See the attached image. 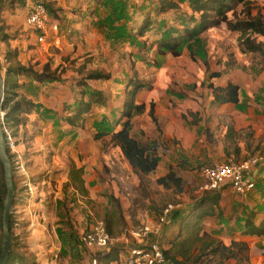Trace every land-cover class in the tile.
<instances>
[{"label": "rangeland", "instance_id": "obj_1", "mask_svg": "<svg viewBox=\"0 0 264 264\" xmlns=\"http://www.w3.org/2000/svg\"><path fill=\"white\" fill-rule=\"evenodd\" d=\"M249 1L246 10L238 5L226 12L233 26L221 22L202 29L189 0H77L67 16L51 9L57 32H48L43 42L26 25L10 48L41 77H17L14 94H6L8 104L21 100L31 109L20 112L13 127L2 120L16 186L9 220L13 264H94V258L96 264H127L132 247L156 239L167 248L180 225L193 219L203 194L204 166L264 156V57L241 53L244 33L234 27L246 13L264 15V0ZM169 30L179 45L175 52L161 53L158 39ZM5 48L0 43L3 77ZM92 70L108 78L87 79ZM215 71L221 77L211 79L213 84L239 86L237 106L214 104L206 84ZM129 80L141 83L133 100L143 105L131 119L130 135L143 146L156 142L167 149L157 153L156 178L182 164L190 170L191 183L181 192L159 189L153 179L140 177L110 140L121 124ZM92 93H100L102 101L91 104L78 124H69L68 115ZM223 195V218L206 219L204 229L225 244L235 238L260 245L261 238L236 236L230 225L245 207L261 206L264 177L245 195L232 190ZM114 200L122 219L117 221L118 213L114 217V248H86L80 238L96 227L105 230L104 216L112 212ZM168 205L180 213L160 224ZM1 239L0 228V246ZM225 264H264V257Z\"/></svg>", "mask_w": 264, "mask_h": 264}, {"label": "trees", "instance_id": "obj_2", "mask_svg": "<svg viewBox=\"0 0 264 264\" xmlns=\"http://www.w3.org/2000/svg\"><path fill=\"white\" fill-rule=\"evenodd\" d=\"M189 1L191 10L199 13L201 16L199 25L202 29L208 25L214 26L221 22L226 23L228 26H233L230 25L226 12L233 10L238 5H241L244 10L250 7L249 0ZM2 4H5L4 0H0V8ZM14 4L25 6L26 0H7L8 6H12ZM46 8L50 13L51 9H49L48 6H46ZM249 16L250 14L246 13V18L234 25L235 28H239L240 31L244 33V36L239 43V49L241 53L244 54L258 53L264 57V41H257L256 39L257 37H261L264 40V15L257 13L252 17ZM211 17L214 19L209 20L208 18ZM147 28H149V25L145 27V30H148ZM171 31L173 30L163 32L161 37L158 39V50H160L161 53L164 51L175 52V49L179 45V38L173 39ZM195 33L196 30H193L190 31L189 35H194ZM3 36V28L0 27V41H2ZM5 47V61L8 63L4 68V85L6 93L1 104V110L4 111V121L8 122L13 127L19 124L20 112L24 109L27 110L28 108L30 110L32 105L29 102L21 100L9 105L8 102L11 100V97H6V94H14V89L18 86L17 77L19 75L26 73L35 78H40L41 75H39L37 71L22 65L17 59L16 50L11 49L10 45L5 44ZM219 77H221V73L219 71L210 73L209 81L206 84V87L211 92L214 104L219 106L223 104H233L237 106L240 102L239 86L230 81L226 82L223 86L214 85L211 79ZM86 78L107 79L108 77L99 70H92L86 75ZM129 84V86H132V89L127 90V99L123 102L121 107V117L119 120L121 124L117 129L114 128L110 132V140L113 145L120 149L126 165L140 177H149L153 179L156 187L159 189L167 190L174 188L177 192H181L183 185L191 183L192 175L190 170L182 164L180 167L169 169L162 178H156L154 172L158 161L157 153H165L167 149L161 147L156 142H153L149 146H143L130 135L131 119L135 114L143 112V105L135 104L133 100L136 90L142 86L141 83L135 80H129ZM101 101L102 98L100 93H92L88 96L86 102H80L81 105L78 106L76 111L68 115L66 120L69 124H78V122L82 119L83 114L88 112L91 104ZM149 115L153 121L156 120L152 110ZM4 139L6 145H8L9 142L5 132ZM238 151V149L235 150V153L237 154ZM73 177L75 178V176H72V178ZM79 180L77 179L78 182H81ZM13 182L15 199L16 186L14 178ZM222 187L230 186L225 184L217 189L202 191L203 194L201 195L199 201L195 204L196 210L193 215V219L190 220L191 222L185 221L180 225V228L177 230L175 235L168 240L169 247L164 248L160 245L166 260L164 264H225L226 261L229 260L239 262L244 259L247 261L250 251L255 256H264V249L262 248H250L246 242L234 239H230L229 243L225 244L220 240L213 238L211 233L204 229L203 223L206 219L210 220L215 218L218 220L219 218H223V209L220 206ZM5 194L6 188L4 185L3 166L0 162V218ZM202 204L205 205V207H202ZM254 206L244 208L245 213H242V215L236 219V229L242 234L255 235L258 237L264 236V201L261 206H258L257 204ZM179 213L180 212L177 210H171L166 215L165 221L169 218H175ZM116 214L117 221L120 223L122 220L120 216V206L118 205L117 200H114L112 212H108V214L104 216L105 231L110 237L114 234L113 221H115L114 217ZM79 242L83 244L81 238ZM110 248H114L112 243L109 244L105 251H109ZM5 264H13V254H9L8 260Z\"/></svg>", "mask_w": 264, "mask_h": 264}, {"label": "built area", "instance_id": "obj_3", "mask_svg": "<svg viewBox=\"0 0 264 264\" xmlns=\"http://www.w3.org/2000/svg\"><path fill=\"white\" fill-rule=\"evenodd\" d=\"M26 25L38 33V41L43 42L48 36V32H57V23L50 19L46 6L35 1L28 5L27 15L25 19ZM3 128V125H2ZM3 128V132H4ZM264 162V156L254 155L245 160H228L223 163L204 166L201 169L203 179L200 191L217 189L222 185H229L233 192L243 195L254 187L253 169L258 164ZM172 205H168L159 216V223H164L166 215L173 210ZM157 229L154 230L156 232ZM149 229L145 227L143 234H147ZM81 241L86 248H94L98 250H106L112 238L106 233L102 227L86 232ZM165 257L163 255L159 242L154 239L148 243L146 247H132L127 259V264H164ZM96 258L93 263L96 264ZM108 264H116L114 261Z\"/></svg>", "mask_w": 264, "mask_h": 264}, {"label": "crops", "instance_id": "obj_4", "mask_svg": "<svg viewBox=\"0 0 264 264\" xmlns=\"http://www.w3.org/2000/svg\"><path fill=\"white\" fill-rule=\"evenodd\" d=\"M35 1L42 2L45 6H48L49 9H52L54 7L55 8L54 10L56 12L62 13V15H64V16H67L66 13L71 12L73 10V7L77 4V0H26L25 6H19L17 4H14V6L13 5L12 6H6V5L2 4V6L0 8V27L3 28L4 36L2 38V41H0L1 44H8V45L14 47V44L17 42L16 37H20L21 36L20 33L25 32V28H27L25 19H26V15H27L28 5L32 2H35ZM226 82H228V81H225L224 83L219 84V86L225 85ZM230 82H232V81H230ZM232 83H234V82H232ZM224 105H226V106L231 105V106L235 107V105H233V104H223L220 106H224ZM253 175H254L255 181L258 179H262V177H264V162L258 164L256 167H254ZM226 190H232V189L230 187H225L223 190H221V201H222V198L224 196L223 194ZM237 195H239V194H237ZM248 205L250 206V203H248ZM230 226H232V228L237 232L236 236H240V237H243L246 239L249 237L258 238V239L261 238L262 240H260V243L261 242L262 243L257 246L253 242L247 243V241L245 239H235V238H231V239L238 240V241H244L247 243V245L250 248L256 247V248L264 249V236L258 237L255 235L242 234L240 231H238L236 229V220H233V223ZM232 228H230L229 230H232ZM206 231L209 232L208 230H206ZM249 254H250L249 255L250 257H255V255H253L251 253V251ZM258 257H264V256L260 255Z\"/></svg>", "mask_w": 264, "mask_h": 264}, {"label": "water", "instance_id": "obj_5", "mask_svg": "<svg viewBox=\"0 0 264 264\" xmlns=\"http://www.w3.org/2000/svg\"><path fill=\"white\" fill-rule=\"evenodd\" d=\"M5 95L4 77L2 74V65L0 62V162L3 166L4 185L6 194L3 200V208L1 213V231L2 239L0 246V264H5L9 257L11 234L9 230L10 207L14 200V182H13V167L10 157L7 153V145L4 139L2 128V120L4 113L1 110V104Z\"/></svg>", "mask_w": 264, "mask_h": 264}]
</instances>
